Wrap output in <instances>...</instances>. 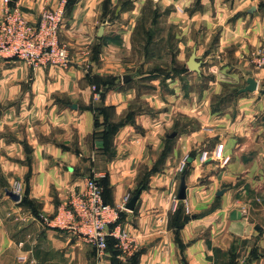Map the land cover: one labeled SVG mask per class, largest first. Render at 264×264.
<instances>
[{
    "label": "crops",
    "instance_id": "crops-1",
    "mask_svg": "<svg viewBox=\"0 0 264 264\" xmlns=\"http://www.w3.org/2000/svg\"><path fill=\"white\" fill-rule=\"evenodd\" d=\"M12 1L36 22L61 0ZM103 1L78 0L71 6L61 34L74 53L68 67H34L0 55V164L13 179L24 181L31 171L28 200L38 213L12 200L15 210L26 214L25 232L33 235L20 258L38 244L37 264H97L95 248L83 239L39 222V216L55 219L95 177L107 204L125 205L120 222L142 250L139 264H264V69L250 60L251 50L264 39V0H162L186 9L198 2L199 7L172 16L183 30L179 34L188 36L186 42L192 41L189 29H198L208 44L193 50L197 47L203 62L199 76L213 77L201 95L191 93L206 122L187 132L172 129L184 114L180 76L173 78L170 94L148 85L139 93L132 74L124 81L126 72L109 51L121 40L125 45L131 41L132 29L111 34L113 29L104 26ZM3 8L0 0V20ZM214 33L218 42L212 46ZM95 43L100 44L94 49L103 45V62L93 65L91 75L115 74L111 89L98 101L84 62L88 58L75 54ZM249 77L256 79L257 89L242 92ZM220 81L237 91L222 92ZM213 96L222 99L215 103ZM202 151L211 152L204 163ZM186 157L191 165L184 172ZM183 174L187 197L179 200ZM139 190L136 208L128 210L131 195ZM11 204L5 199L6 206ZM37 231L43 234L34 235ZM4 255L0 251V259ZM99 264L114 263L106 254Z\"/></svg>",
    "mask_w": 264,
    "mask_h": 264
},
{
    "label": "rangeland",
    "instance_id": "rangeland-1",
    "mask_svg": "<svg viewBox=\"0 0 264 264\" xmlns=\"http://www.w3.org/2000/svg\"><path fill=\"white\" fill-rule=\"evenodd\" d=\"M78 1V0H77ZM76 1V2H77ZM105 0L103 1V11L106 21H104V26L111 31L110 33H115L117 29H132L133 38L131 41L126 42V45L121 40V36H118V41L121 42L113 44L111 46V54L113 51L116 54V60L118 64H120L121 70L123 69L126 74H132V76L136 77V88L140 92H143L149 88L144 87L146 85L150 86V89L153 87H161L164 89L165 93H171L175 91V84H174V77L180 76L182 79L181 87V102L184 104L182 115L179 116V120L175 119V126L172 129H177L179 132H187L190 130L198 129L201 127V123L206 122L203 118V115H198L196 112L195 106V98L191 95L192 92H199L202 93L204 89L208 88V84L213 76L210 73L202 74L203 76H199L198 72L191 71L187 66V61L192 54L193 46L197 45V47H201L203 49L204 46H208L205 43V39L199 37L198 29H189L190 32L187 33L192 36V41L186 42L184 38L188 37L187 35L179 34V30L183 31L179 28L178 24H176L173 18V12H178L179 14L188 11L187 9H191L192 6L199 7L200 4L198 2H193V5L189 8H183L176 6L174 2L172 4H167L165 1L162 0ZM76 2L73 4L75 5ZM68 3V1H67ZM73 7V6H72ZM72 7L69 8L65 27L67 26V19ZM189 9V10H190ZM103 25V24H102ZM187 25V24H186ZM116 29V30H115ZM62 34V32H61ZM60 34V40L61 39ZM197 34V37H196ZM214 39L212 40V46L218 42V35L214 33ZM132 37V36H131ZM63 42V41H62ZM103 42V41H102ZM100 42V43H102ZM264 42V39L259 42V44L255 45L254 49L251 50L250 53V60L252 61L253 53L259 47L260 44ZM64 43V42H63ZM100 43L93 44V49L87 50L84 49L83 51L76 52L75 54L83 55L84 57L88 58V60L84 61L87 64L88 70V79L92 84V89L94 91V100L98 101L104 98L105 94L109 89L112 87V80H114L115 74L106 73L100 76L91 75L95 72L93 71V65L99 64L102 61V53L101 47H97L98 49H94V46ZM69 50V63L65 66L59 67H68L72 63V56L74 53L71 51V47L64 43ZM188 44V45H186ZM210 45V44H209ZM91 47V48H92ZM198 47V48H199ZM19 60V59H18ZM93 62V64H92ZM26 63V62H25ZM28 64V63H27ZM89 64V65H88ZM116 64V63H115ZM253 64V62H252ZM254 65V64H253ZM30 66H40V65H30ZM43 66V65H42ZM49 66H57V65H49ZM45 67V66H43ZM47 67V66H46ZM183 68H187V71H182ZM160 77H163V80H159ZM197 77L198 80H197ZM151 80L148 81L147 79ZM172 78V79H171ZM158 80L157 82H154ZM166 79V80H165ZM148 82V83H145ZM222 82V81H220ZM115 84V83H114ZM223 87L225 86V91L222 92H236L237 90H231L228 85L230 83H223ZM102 87V89H101ZM99 94V97L96 95ZM174 95V94H173ZM201 95V94H200ZM180 96V97H181ZM174 97V96H173ZM201 97V96H200ZM214 97V96H213ZM215 98V97H214ZM140 100V97L137 98ZM222 96H217L215 99V103L221 101ZM138 100V101H139ZM137 101L138 109H142V106L139 105ZM175 102V100H174ZM194 104V107H193ZM1 106V105H0ZM0 107V110L3 109ZM219 151V148L217 149ZM203 154L205 158L202 159ZM211 152L209 151H202L200 153V161L202 163L206 162L209 159ZM217 156V155H216ZM219 158V157H218ZM206 159V160H205ZM191 165L189 161V157H186L183 161L182 170L187 172L188 168ZM186 169V170H185ZM29 174L26 175L24 181L16 178H11L9 174L5 173L3 170L2 165L0 164V251L7 253L0 259V264H37L39 260L36 257V247L38 244H35L31 248V254L28 255L24 260L20 258L22 251H26V244L32 243V233L29 234L28 228H25L24 225L27 223L26 214L23 213L21 210H15V204L12 202V198L5 192V191H16L21 195V200L25 197L28 198V184H29ZM132 198V195H131ZM5 199L8 200L11 205H5ZM20 200V201H21ZM20 201H17L18 204ZM4 204V205H3ZM22 204V202H21ZM25 207L29 206L27 204H22ZM33 214H35L32 211ZM37 215V214H35ZM37 217V216H35ZM188 217V216H187ZM37 219V218H36ZM48 217L46 216H39V222L45 225ZM42 226V225H41ZM52 227V225L48 226ZM61 229V228H60ZM63 230V229H62ZM67 231V230H65ZM128 231V230H127ZM181 227L175 231L176 235L180 234ZM178 232V234H177ZM68 234L70 232H67ZM131 234V232H129ZM43 232L37 231L34 235L41 236ZM72 235L76 236L74 233ZM132 236V234H131ZM35 237V236H34ZM78 238V236H76ZM133 238V236H132ZM23 240V241H22ZM24 243V244H22ZM86 243V245H90L95 248V246L91 245L90 243ZM42 246V245H40ZM39 246V247H40ZM129 249V250H128ZM127 250L120 248L117 244L112 245L104 255H111L112 263L121 264H133L132 260L130 259L135 254L138 256V259L142 255V250L139 251V246L135 241L134 245ZM96 255L98 257L99 264L100 259L104 255H100L99 251L95 248ZM113 250H116L117 253H113ZM39 251V250H38ZM109 252V253H108ZM33 253L35 255L33 256ZM25 254V253H23ZM43 264H50L49 262H44ZM136 264H139L137 261Z\"/></svg>",
    "mask_w": 264,
    "mask_h": 264
},
{
    "label": "built area",
    "instance_id": "built-area-1",
    "mask_svg": "<svg viewBox=\"0 0 264 264\" xmlns=\"http://www.w3.org/2000/svg\"><path fill=\"white\" fill-rule=\"evenodd\" d=\"M67 1L61 0L57 7L45 9L38 21L33 22L21 6L13 4L12 0H4L0 20V55L29 65H67L69 50L60 40L68 13ZM252 62L255 67L264 69V42L253 53ZM96 96L99 97V94ZM215 153L219 155V151ZM124 208L125 205L115 208L107 204L102 185L97 178L89 177L86 189L73 196L68 207L48 223L74 233L104 255L109 249V238L116 239L118 246L124 250L135 243L119 221Z\"/></svg>",
    "mask_w": 264,
    "mask_h": 264
},
{
    "label": "water",
    "instance_id": "water-1",
    "mask_svg": "<svg viewBox=\"0 0 264 264\" xmlns=\"http://www.w3.org/2000/svg\"><path fill=\"white\" fill-rule=\"evenodd\" d=\"M104 32V27L102 26L99 31V35L101 36ZM202 60L197 54V47L194 48L191 56L189 57V60L187 61V66L191 71H196L198 73L201 72L202 67ZM124 81L127 82L131 79L130 75H125L123 77ZM257 81L254 77H249L247 79V86L242 89V92H253L257 89ZM176 133H172L170 137L175 136ZM8 195L14 200V201H20L21 195L19 193H16L14 191H7ZM141 194V190H139L128 202L126 205V208L128 210H134L136 208L137 202L139 200ZM221 194V193H220ZM187 197V183H186V174H183L180 181V186L177 193V198L179 200H185Z\"/></svg>",
    "mask_w": 264,
    "mask_h": 264
},
{
    "label": "trees",
    "instance_id": "trees-1",
    "mask_svg": "<svg viewBox=\"0 0 264 264\" xmlns=\"http://www.w3.org/2000/svg\"><path fill=\"white\" fill-rule=\"evenodd\" d=\"M77 0H68V3H67V9L69 10V8L76 2ZM188 69L187 68H183L182 69V71H187ZM1 107V106H0ZM101 111H105V109L103 108V109H101ZM109 133H110V131H109ZM23 204H27V205H30L32 208H33V212L35 213V214H37L38 215V213H37V211H36V209H35V207H34V205L28 200V198L27 197H25L22 201H21ZM123 217H124V215H123V212L121 211L120 212V218H119V221H121L122 219H123ZM185 220V219H184ZM183 220V221H184ZM183 221L182 222H179V223H182L183 224ZM182 225L181 224H179V225H177V230L181 227ZM177 234H178V232H177ZM108 243H109V248L110 247H112V245H115V243H116V239H114V238H109V240H108ZM113 253H117V251L116 250H113ZM138 255V254H137ZM136 254L134 255V256H132L130 259L132 260V263L133 264H136L137 263V261H138V256H137Z\"/></svg>",
    "mask_w": 264,
    "mask_h": 264
}]
</instances>
